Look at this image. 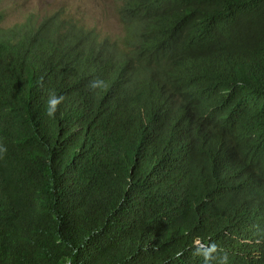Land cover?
Returning <instances> with one entry per match:
<instances>
[{"label":"trees","instance_id":"trees-1","mask_svg":"<svg viewBox=\"0 0 264 264\" xmlns=\"http://www.w3.org/2000/svg\"><path fill=\"white\" fill-rule=\"evenodd\" d=\"M119 17L0 28V264H264V0Z\"/></svg>","mask_w":264,"mask_h":264},{"label":"rangeland","instance_id":"rangeland-1","mask_svg":"<svg viewBox=\"0 0 264 264\" xmlns=\"http://www.w3.org/2000/svg\"><path fill=\"white\" fill-rule=\"evenodd\" d=\"M120 0H1L3 19L0 28H10L26 21L28 16L39 21L59 12L102 37L121 38L125 29L119 17Z\"/></svg>","mask_w":264,"mask_h":264},{"label":"clouds","instance_id":"clouds-1","mask_svg":"<svg viewBox=\"0 0 264 264\" xmlns=\"http://www.w3.org/2000/svg\"><path fill=\"white\" fill-rule=\"evenodd\" d=\"M50 102H51L52 105H56V104H58L60 101H59V98H53ZM54 112H55V108H52V109L48 112V115H49V116H52V115H54ZM212 250L214 251V246H213V249H212ZM208 259H210V253L206 254V260H208Z\"/></svg>","mask_w":264,"mask_h":264}]
</instances>
